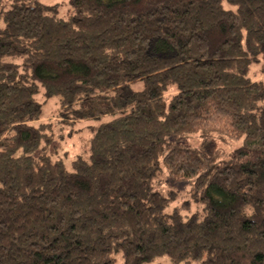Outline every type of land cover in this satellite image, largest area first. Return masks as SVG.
<instances>
[{
  "label": "trees",
  "instance_id": "trees-1",
  "mask_svg": "<svg viewBox=\"0 0 264 264\" xmlns=\"http://www.w3.org/2000/svg\"><path fill=\"white\" fill-rule=\"evenodd\" d=\"M67 7L0 0V264H264V0Z\"/></svg>",
  "mask_w": 264,
  "mask_h": 264
},
{
  "label": "rangeland",
  "instance_id": "rangeland-1",
  "mask_svg": "<svg viewBox=\"0 0 264 264\" xmlns=\"http://www.w3.org/2000/svg\"><path fill=\"white\" fill-rule=\"evenodd\" d=\"M43 5H55L58 10V15L62 18L67 16V2L68 0H39ZM152 54H158L161 56H168L171 54V51L165 48L163 45L155 43L151 48ZM260 65H264L262 62ZM259 65V67H260ZM131 88L134 91H140L142 89V83L137 82L132 84ZM58 110L57 105H55V100L50 99L46 104H44L42 109V118L47 121H53L52 119L54 115H56ZM108 119L103 118L102 121H90L86 127L84 125H80L81 131L78 133H68V130L71 129L69 126L65 133H60L61 137H59V133H56V140L54 141V157L62 158L64 160L65 165L68 167L69 161L72 160L75 156L86 157L87 156V148H88V139L90 135L93 133L88 126L95 127L100 123L106 122ZM54 122V121H53ZM235 147V146H234ZM228 151V149H226ZM177 189L181 191H187V184H174ZM156 262L159 264H171L165 256L159 257L156 259ZM121 263V261H118ZM195 264V263H192Z\"/></svg>",
  "mask_w": 264,
  "mask_h": 264
},
{
  "label": "crops",
  "instance_id": "crops-1",
  "mask_svg": "<svg viewBox=\"0 0 264 264\" xmlns=\"http://www.w3.org/2000/svg\"><path fill=\"white\" fill-rule=\"evenodd\" d=\"M260 79L264 80V74H258V76L256 77V80H260Z\"/></svg>",
  "mask_w": 264,
  "mask_h": 264
}]
</instances>
